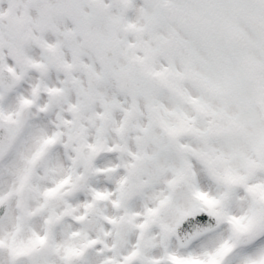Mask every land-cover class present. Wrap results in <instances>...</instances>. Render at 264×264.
Segmentation results:
<instances>
[{"label": "snow or ice", "instance_id": "1", "mask_svg": "<svg viewBox=\"0 0 264 264\" xmlns=\"http://www.w3.org/2000/svg\"><path fill=\"white\" fill-rule=\"evenodd\" d=\"M0 264H264V0H0Z\"/></svg>", "mask_w": 264, "mask_h": 264}]
</instances>
